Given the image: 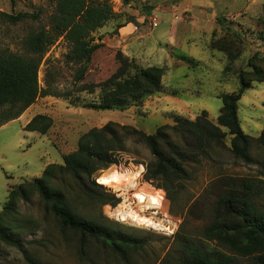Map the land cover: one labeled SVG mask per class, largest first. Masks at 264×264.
Instances as JSON below:
<instances>
[{"label": "rangeland", "instance_id": "rangeland-1", "mask_svg": "<svg viewBox=\"0 0 264 264\" xmlns=\"http://www.w3.org/2000/svg\"><path fill=\"white\" fill-rule=\"evenodd\" d=\"M110 2L118 18L95 32L96 42L101 37L105 47L97 51L87 64L86 78L74 85L77 67L66 59L71 45L59 39L46 54L39 70L40 85L45 87L46 80L50 81L52 90L59 96L39 98L20 120L0 128V211L12 188L20 185L33 188L32 182L42 178L48 166L64 164L63 157L75 152L80 138L91 129L115 122L131 124L154 134L159 126L173 124V115L195 119L203 111L217 124L223 106L219 96L238 92L241 80L249 83V88L238 105L240 126L253 138L264 131V31L260 23L264 2L246 8L249 4L246 0L162 1L166 8L162 9V18L157 13L152 15L158 17L159 25H151L150 17L147 19L150 27L145 28L148 30L146 36L158 26L157 32L165 33L159 46L164 53L158 55L157 60L146 56L137 60L126 56L118 47V30L132 18V10L128 7L133 1ZM200 4L210 9H197ZM54 9L51 0H0L1 13L25 15L16 24L5 22L0 16V48L25 54L24 40L28 34L48 24ZM127 42L131 43L130 39ZM126 45L125 48L131 51H137L139 47V44ZM117 51L134 59L140 67L162 68V90L147 96L140 107L104 111L91 108L88 105L99 100L100 89L79 92V88L107 80L118 68ZM33 120L37 130L26 131ZM45 125L49 128L46 134H41L38 130ZM221 129L227 134V148L213 146L201 160L188 163L190 177L178 185L179 190L172 195V202L164 190L143 181L145 167L142 164L152 157L147 148L132 141L128 143V151L121 155L120 162L97 177V183L106 184L102 185L120 199L117 206L87 202L74 190L70 191L68 198L86 216L148 234L156 254L148 252L134 256L132 264H151L155 260L159 264L173 249L176 233L185 231L190 237L199 239L203 229L212 221L215 198L210 185L216 179L248 178L260 181L264 187V150L253 143L252 164L235 159L229 148L232 135L227 127L221 126ZM117 169L120 174L117 187L102 180L104 174ZM54 173L57 177L72 180L57 169ZM132 178L134 184H130ZM49 183L56 184V179L49 180ZM137 193L146 194L147 199L137 200L134 197ZM194 203L197 206L193 215H189ZM140 206H144L142 211ZM128 210L153 219L158 226L142 224L124 216ZM9 220L22 228L19 236L25 252L0 243V264H29L25 255L40 264H126L119 256L93 243L87 257H82L77 236L60 227L35 190L30 193L28 201L20 199L17 202L16 212L9 216Z\"/></svg>", "mask_w": 264, "mask_h": 264}, {"label": "trees", "instance_id": "trees-1", "mask_svg": "<svg viewBox=\"0 0 264 264\" xmlns=\"http://www.w3.org/2000/svg\"><path fill=\"white\" fill-rule=\"evenodd\" d=\"M51 1L55 9L48 24L28 34L23 42L25 54L0 48V127L20 118L39 98L59 96L52 90L50 81L46 80L45 87L39 82L41 64L59 39L71 45L66 59L77 67L74 75V85H77L86 78L87 64L93 55L105 47L101 37L96 42L95 32L118 18L110 0ZM0 16L11 24L25 17L1 12ZM260 23L264 31V9ZM115 58L118 68L107 80L79 88V92L100 89L99 100L88 106L101 111L140 107L147 96L162 90V68L140 67L121 51L116 52ZM248 88L249 83L241 80L238 92L219 96L223 106L217 124L203 111L195 119L173 115L174 123L159 126L154 134L131 124L115 122L91 129L80 138L77 150L63 157L64 164L48 166L43 177L32 182L33 188L24 185L12 188L0 211V243L25 252L24 242L19 236L22 228L15 226L9 216L16 212L17 202L20 199L28 201L30 193L35 190L60 227L77 236L82 257H87L91 243L119 256L126 264H132L134 256L148 252L156 254L148 234L86 216L71 204L68 194L74 190L87 202L117 206L120 199L103 186L106 184L99 180L100 184L97 183V177L100 172L120 162L121 155L128 151V143L132 141L147 148L152 157L142 164L145 167L143 181L164 190L172 202V195L179 190L178 185L190 177L188 163L201 160L213 146L227 148V134L221 126L227 127L232 135L229 148L235 159L252 164V144L264 150V131L253 138L240 126L238 105ZM34 121L26 131L37 130ZM48 128L49 125H45L38 131L46 134ZM56 169L72 180L55 176ZM51 179H56V184H50ZM210 189L215 198L211 209L212 221L203 229L199 239L190 237L185 231L176 233L173 249L159 264H264V187L261 182L221 177L211 183ZM196 206L194 203L190 207L189 215H193ZM25 257L29 264H40L28 255ZM156 263L155 260L151 264Z\"/></svg>", "mask_w": 264, "mask_h": 264}, {"label": "crops", "instance_id": "crops-1", "mask_svg": "<svg viewBox=\"0 0 264 264\" xmlns=\"http://www.w3.org/2000/svg\"><path fill=\"white\" fill-rule=\"evenodd\" d=\"M132 4L129 5V9L132 10V18L125 21L119 28V44L118 47L122 49L124 54L128 57L135 58L137 60H140L141 56H146L147 58L154 57L155 60H157L158 55H162L164 51L159 50L160 43L162 41V38H164L165 33L164 32H157V28L152 30L151 35L146 36L145 32L146 26H149L150 24L147 22V19L152 17L154 13L159 14V18H162L161 12H163L162 9H166L162 1L165 0H132ZM249 4H247L246 8L250 7L251 4L254 6L262 4V0H246ZM255 3V4H254ZM264 4V3H263ZM143 9H146L143 12ZM197 9H210L209 6L200 4V6H197ZM203 12V10H201ZM143 12V13H142ZM159 25V24H158ZM150 27V26H149ZM141 30V31H140ZM143 30V31H142ZM146 36V38H145ZM145 38V40H144ZM130 39V42H127ZM143 41V42H142ZM142 42V44H140ZM128 45H137L139 44L137 51H131L126 49L125 47ZM27 111V110H26ZM25 111V112H26ZM25 112L22 114V116L25 114ZM22 116L14 121H18L22 118ZM10 123V122H9ZM7 125V124H6ZM5 126V125H4ZM3 127V126H2ZM1 128V127H0ZM143 167V166H142ZM144 171V168L142 172Z\"/></svg>", "mask_w": 264, "mask_h": 264}, {"label": "bare ground", "instance_id": "bare-ground-1", "mask_svg": "<svg viewBox=\"0 0 264 264\" xmlns=\"http://www.w3.org/2000/svg\"><path fill=\"white\" fill-rule=\"evenodd\" d=\"M129 171V170H128ZM134 178V177H133ZM132 178V179H133ZM128 179V178H127ZM102 180L103 181H106L108 183H110L112 186H115L117 187V184L119 183L120 181V174L118 172V169L117 170H114V171H109L108 173L104 174L102 176ZM130 184H134V179L130 182ZM119 186V185H118ZM122 189V188H121ZM126 190V189H125ZM124 190V191H125ZM137 200H140V201H143L145 199H147V195L144 194V193H137L135 194L134 196ZM141 207V211L144 209V206H140ZM129 216L130 219L136 221V222H139V223H142V224H146V225H149V226H158L156 224V222L153 220V219H150V218H147V217H144V216H141V215H138L137 213L135 212H132L130 210L126 211L124 216ZM128 218V217H127ZM160 227V226H159Z\"/></svg>", "mask_w": 264, "mask_h": 264}, {"label": "built area", "instance_id": "built-area-1", "mask_svg": "<svg viewBox=\"0 0 264 264\" xmlns=\"http://www.w3.org/2000/svg\"><path fill=\"white\" fill-rule=\"evenodd\" d=\"M157 22H158V17L157 16H153L151 18V25L153 24L154 26H157L158 25Z\"/></svg>", "mask_w": 264, "mask_h": 264}]
</instances>
